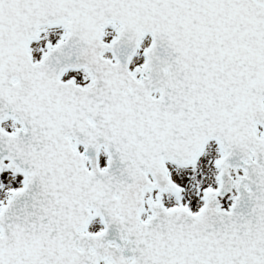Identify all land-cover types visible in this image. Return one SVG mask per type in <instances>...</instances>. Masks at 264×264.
Segmentation results:
<instances>
[{
    "label": "snow or ice",
    "instance_id": "obj_1",
    "mask_svg": "<svg viewBox=\"0 0 264 264\" xmlns=\"http://www.w3.org/2000/svg\"><path fill=\"white\" fill-rule=\"evenodd\" d=\"M0 264H264V0H0Z\"/></svg>",
    "mask_w": 264,
    "mask_h": 264
}]
</instances>
